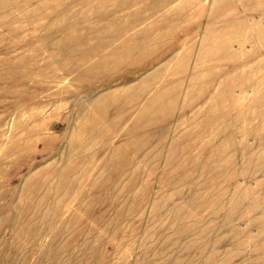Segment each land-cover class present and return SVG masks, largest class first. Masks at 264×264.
<instances>
[{"label": "rangeland", "instance_id": "1", "mask_svg": "<svg viewBox=\"0 0 264 264\" xmlns=\"http://www.w3.org/2000/svg\"><path fill=\"white\" fill-rule=\"evenodd\" d=\"M0 264H264V0H0Z\"/></svg>", "mask_w": 264, "mask_h": 264}]
</instances>
